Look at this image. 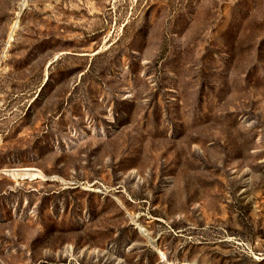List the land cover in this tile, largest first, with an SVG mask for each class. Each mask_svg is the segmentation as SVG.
I'll list each match as a JSON object with an SVG mask.
<instances>
[{"label": "rangeland", "instance_id": "374dc122", "mask_svg": "<svg viewBox=\"0 0 264 264\" xmlns=\"http://www.w3.org/2000/svg\"><path fill=\"white\" fill-rule=\"evenodd\" d=\"M0 264H264V0H0Z\"/></svg>", "mask_w": 264, "mask_h": 264}, {"label": "bare ground", "instance_id": "6f19581e", "mask_svg": "<svg viewBox=\"0 0 264 264\" xmlns=\"http://www.w3.org/2000/svg\"><path fill=\"white\" fill-rule=\"evenodd\" d=\"M30 171H32V170H30Z\"/></svg>", "mask_w": 264, "mask_h": 264}]
</instances>
